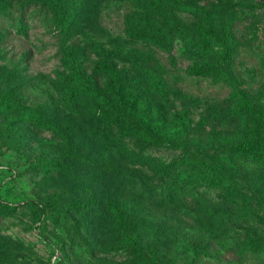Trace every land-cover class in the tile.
Listing matches in <instances>:
<instances>
[{
	"label": "rangeland",
	"instance_id": "374dc122",
	"mask_svg": "<svg viewBox=\"0 0 264 264\" xmlns=\"http://www.w3.org/2000/svg\"><path fill=\"white\" fill-rule=\"evenodd\" d=\"M0 264H264V0H0Z\"/></svg>",
	"mask_w": 264,
	"mask_h": 264
},
{
	"label": "trees",
	"instance_id": "16d2710c",
	"mask_svg": "<svg viewBox=\"0 0 264 264\" xmlns=\"http://www.w3.org/2000/svg\"><path fill=\"white\" fill-rule=\"evenodd\" d=\"M19 29H21V27H19ZM19 29L18 31H20ZM199 35L201 36V41L203 43L204 49L210 48L211 46L210 42L215 40L213 32L206 31L203 27H199ZM181 36L183 39H185V36L183 34H181ZM217 52H218V56L220 57V59H222L223 61H227L232 56V53H233L232 45L230 46L227 45L222 50L220 51L218 50ZM98 54H100V51L98 52ZM105 55L112 56L113 52L109 50L105 52ZM108 69L109 68H106V70ZM191 71H193V73L202 74V75H212L210 73V70L205 69V68H194ZM112 75L113 77L110 78L109 80V87L114 92L116 102H113L110 99L109 95L104 89L98 88L96 93L102 96L104 99H106L110 104L113 105L114 108L118 109L119 111H122L123 113L128 114L130 116H135V117L140 116V114L137 112L135 108L134 103L130 102L128 99V95L130 93L128 86L122 83L121 80L114 73H112ZM155 89H158V84L155 85ZM160 89L161 88H159L158 90ZM163 92H164L163 90L158 91V94L160 97H163L164 94H166ZM100 118L101 120L105 122H108V123L112 122L108 112L106 111L100 114ZM171 118L176 123V127H177L175 132H173V134L181 133V134H184V136H187V134L189 133V128H188V122L185 119V114H182L179 111L173 110V112L171 113ZM143 124L147 132L135 130V129H124L122 127H118L117 131L122 136H139L145 139L150 138L148 135V132L153 134L156 137L162 136V132L157 123L150 124L147 121H143ZM234 150L238 152L240 155H242L244 159H246L247 161L251 163L259 164L262 162L261 160L262 157L260 153H258L252 145H247L245 142H240L234 148ZM203 165L208 169H211L213 167L211 165H206V164H203ZM117 213L118 211L116 212V214ZM122 215L123 214L121 213L117 214V216L120 217L121 221H122Z\"/></svg>",
	"mask_w": 264,
	"mask_h": 264
}]
</instances>
